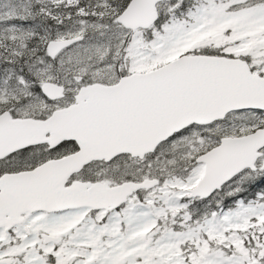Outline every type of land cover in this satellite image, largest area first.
Listing matches in <instances>:
<instances>
[{
    "label": "snow or ice",
    "instance_id": "snow-or-ice-1",
    "mask_svg": "<svg viewBox=\"0 0 264 264\" xmlns=\"http://www.w3.org/2000/svg\"><path fill=\"white\" fill-rule=\"evenodd\" d=\"M0 264H264V0H0Z\"/></svg>",
    "mask_w": 264,
    "mask_h": 264
}]
</instances>
